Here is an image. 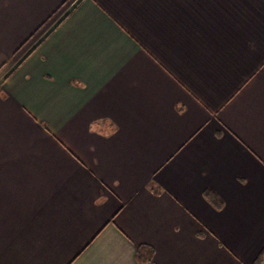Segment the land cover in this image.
<instances>
[{
  "label": "crops",
  "instance_id": "0c3cea01",
  "mask_svg": "<svg viewBox=\"0 0 264 264\" xmlns=\"http://www.w3.org/2000/svg\"><path fill=\"white\" fill-rule=\"evenodd\" d=\"M263 250L264 0H0V264Z\"/></svg>",
  "mask_w": 264,
  "mask_h": 264
},
{
  "label": "trees",
  "instance_id": "16d2710c",
  "mask_svg": "<svg viewBox=\"0 0 264 264\" xmlns=\"http://www.w3.org/2000/svg\"><path fill=\"white\" fill-rule=\"evenodd\" d=\"M205 197L209 202H211L215 207L220 208L222 205V201L219 195L213 190H206ZM154 250L151 246L146 244H141L138 246L136 250V256L139 261L147 262L152 259ZM253 264H264V250L261 254L256 258Z\"/></svg>",
  "mask_w": 264,
  "mask_h": 264
}]
</instances>
